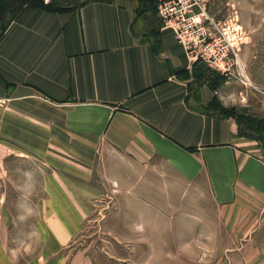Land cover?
I'll return each instance as SVG.
<instances>
[{
	"label": "crops",
	"instance_id": "crops-1",
	"mask_svg": "<svg viewBox=\"0 0 264 264\" xmlns=\"http://www.w3.org/2000/svg\"><path fill=\"white\" fill-rule=\"evenodd\" d=\"M43 2L0 0V143L50 167L42 187L17 193L37 197L27 264H66L61 249L109 181L145 229L157 197L187 204L191 182L198 202L210 197L212 237L231 264H264V142L232 112L206 110L216 98L258 122L264 97L190 58L141 0ZM119 226L118 247L141 242L131 219Z\"/></svg>",
	"mask_w": 264,
	"mask_h": 264
},
{
	"label": "rangeland",
	"instance_id": "rangeland-1",
	"mask_svg": "<svg viewBox=\"0 0 264 264\" xmlns=\"http://www.w3.org/2000/svg\"><path fill=\"white\" fill-rule=\"evenodd\" d=\"M202 1L211 15L220 21L239 50L241 65L247 77L230 76L235 79L237 92L242 94L250 89L259 94V98L264 97V0ZM257 102L260 103V100ZM221 105L237 116L241 115V120L236 119L243 134H261L258 129L262 123L259 125L255 121L256 132L249 129L250 121L246 118L252 117L245 114L244 107L227 108ZM20 157L10 154L0 143V194L5 191L7 193L0 196V204L3 203L0 206V264H27L29 261L27 257L31 252H23L22 248L26 249L28 245L22 241L28 240V233L36 231L31 224L35 220L36 206L33 205L37 197L17 193L22 190L27 193L28 189L42 187L43 172L50 168L34 158L28 162ZM109 182L107 187L109 191L113 189L111 194L108 191L94 199V210L80 232L70 244L61 249L60 255H65L66 264H231L229 248L219 242L218 238L212 237L214 222L210 197L202 196L198 202L196 189L191 186V182L187 204L174 200L170 208L161 202L163 196L157 197V211L147 229L142 224L143 216L140 218L138 213L133 212L132 204L128 205L129 209H123L122 194L117 195L123 189L115 181ZM115 190L119 192L115 193ZM10 210H13L12 213ZM127 219L134 222L141 242L121 243L118 247L113 243L117 241L115 232L122 228L115 226ZM22 220L24 225L20 223ZM6 227L14 228L9 238L5 236ZM148 237L154 242L147 243ZM29 240L30 243L32 239Z\"/></svg>",
	"mask_w": 264,
	"mask_h": 264
},
{
	"label": "built area",
	"instance_id": "built-area-1",
	"mask_svg": "<svg viewBox=\"0 0 264 264\" xmlns=\"http://www.w3.org/2000/svg\"><path fill=\"white\" fill-rule=\"evenodd\" d=\"M158 13L190 58L228 76L247 77L239 50L202 0H158Z\"/></svg>",
	"mask_w": 264,
	"mask_h": 264
},
{
	"label": "trees",
	"instance_id": "trees-1",
	"mask_svg": "<svg viewBox=\"0 0 264 264\" xmlns=\"http://www.w3.org/2000/svg\"><path fill=\"white\" fill-rule=\"evenodd\" d=\"M40 1H44L45 2V0H40ZM141 1H143L145 3V5H146L145 7L146 8L148 7V8L153 9V10H157V8H158L157 7L158 0H141ZM45 5L47 7L54 8V2L53 3L52 2H48V3L45 2ZM156 43H157V45L160 44L158 41H156ZM206 110L208 112H212V113H215L217 111L225 112V113H229L230 112L228 109L223 108L221 103H220V101H218V99H216V98H214V100L211 101V103L206 107ZM232 114L235 115V117H237V119H239V120L242 119L241 115L237 116L234 112ZM246 119H247V121H250V124L248 123V126L253 131V129L255 128L254 127L255 126V121H256L255 118L247 117ZM258 123H259V125H260V123H262V127H260V129H258L261 132V134H259L258 137L261 140H264V120H259Z\"/></svg>",
	"mask_w": 264,
	"mask_h": 264
}]
</instances>
